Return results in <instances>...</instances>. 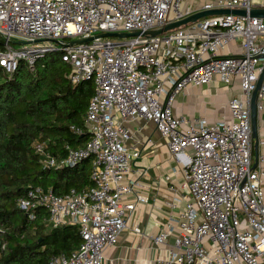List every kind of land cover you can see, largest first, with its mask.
<instances>
[{"label":"built area","instance_id":"obj_1","mask_svg":"<svg viewBox=\"0 0 264 264\" xmlns=\"http://www.w3.org/2000/svg\"><path fill=\"white\" fill-rule=\"evenodd\" d=\"M255 6L264 0H0V67L7 78L21 60L34 70L40 58L59 52L71 64L72 83H95L85 115L89 140L66 145L62 157L45 140L35 143L48 167L90 158L93 185L63 194L37 185L18 200L31 218L44 211L49 226L79 227L80 245L52 256L49 264H105L106 247L148 200L143 182L132 177L141 152L128 146L132 133L124 123L139 117L154 121L172 154L184 158L183 191L169 201L175 208L182 199L184 207L177 223L164 226L152 242L163 246L177 233L154 264H264V157L253 167L250 106L264 68V17L214 14L144 34L202 10ZM132 31L140 34L97 36ZM232 41L240 42L241 51L223 54ZM217 77L240 81L242 92L227 102L230 119L175 115L177 94ZM258 110L264 111V80ZM133 230L141 232L138 225Z\"/></svg>","mask_w":264,"mask_h":264},{"label":"trees","instance_id":"obj_2","mask_svg":"<svg viewBox=\"0 0 264 264\" xmlns=\"http://www.w3.org/2000/svg\"><path fill=\"white\" fill-rule=\"evenodd\" d=\"M70 70L59 52L40 58L34 70L21 60L10 78L0 67V264H49L52 256L68 254L81 243L77 224L49 226L44 211L38 209L31 218L18 202L37 185L57 194L93 185L90 158L48 167L35 149L37 141L45 140L62 157L66 145L83 146L91 137L85 115L95 83H72Z\"/></svg>","mask_w":264,"mask_h":264},{"label":"crops","instance_id":"obj_3","mask_svg":"<svg viewBox=\"0 0 264 264\" xmlns=\"http://www.w3.org/2000/svg\"><path fill=\"white\" fill-rule=\"evenodd\" d=\"M240 51V42L232 41L222 50V53L231 54ZM241 92L238 78L232 83H225L217 77L207 84L189 85L175 97L173 110L176 116L187 118L205 116L210 122H216L224 117L230 119L227 102ZM124 123L132 133V137L127 142L128 146L139 149L141 152L140 156L132 162V177L139 178L143 182L142 191L148 196V200L137 205L117 242L106 247L104 262L105 264H154L156 258L174 243L177 233L175 231L169 236L163 246L154 245L152 242L151 237L164 226L177 223L176 219L184 207L185 201L182 199L175 208L169 204L170 200L183 191L181 183L184 158H176L172 154L166 139L157 129L154 121L139 117L126 120ZM257 134V147H255L256 138L252 134L254 163L260 156L264 157L263 110L259 112ZM262 185L264 188V179ZM173 186L174 189H172ZM135 225L141 228L140 233L133 230Z\"/></svg>","mask_w":264,"mask_h":264},{"label":"water","instance_id":"obj_4","mask_svg":"<svg viewBox=\"0 0 264 264\" xmlns=\"http://www.w3.org/2000/svg\"><path fill=\"white\" fill-rule=\"evenodd\" d=\"M222 13H235L239 15H250V16H256V17H264V6H255L250 9H245V8H223V9H208V10H202L197 13H194L188 17H185L180 20H176L173 22H170L163 27L154 29V30H149L144 32V34H151V35H157L161 34L163 32H166L168 30L180 27L181 25L188 24L190 22H195L199 18H202L204 16L208 15H214V14H222ZM126 35V36H132V35H138L140 34V31H132V32H122V33H114V32H104L100 33L97 36H112V35ZM94 36L86 37V38H81L77 39L74 42H83V41H89L93 39ZM264 80V68L262 73L259 76V79L257 81V86L256 89L252 92L251 96V125H252V134L256 138L255 142V147L258 145L257 141V132H258V119H259V110H258V92L261 89V86L263 84ZM256 166V163L253 164V167Z\"/></svg>","mask_w":264,"mask_h":264},{"label":"rangeland","instance_id":"obj_5","mask_svg":"<svg viewBox=\"0 0 264 264\" xmlns=\"http://www.w3.org/2000/svg\"><path fill=\"white\" fill-rule=\"evenodd\" d=\"M190 1H194V0H190ZM199 1H205V0H199Z\"/></svg>","mask_w":264,"mask_h":264}]
</instances>
